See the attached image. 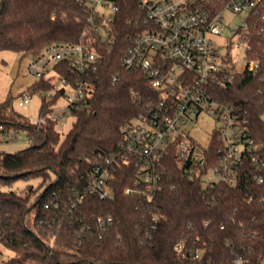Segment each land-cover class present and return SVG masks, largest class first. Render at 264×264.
I'll return each mask as SVG.
<instances>
[{
  "label": "trees",
  "instance_id": "1",
  "mask_svg": "<svg viewBox=\"0 0 264 264\" xmlns=\"http://www.w3.org/2000/svg\"><path fill=\"white\" fill-rule=\"evenodd\" d=\"M116 3L119 11L105 39L94 29L86 0H0V51L35 56L52 43L81 42L98 63L89 74H77L91 82L93 94L72 107L75 119L63 137L57 120L22 121L7 115L8 99L0 103V133L25 129L30 140L16 152L0 151V244L22 256L4 264H264V61L217 89L247 119L257 146L246 154L234 183L205 182L223 155L214 132L206 147L191 141L186 157L178 144L172 146L162 162L160 189L148 193L137 186L132 161L116 168L112 198L89 191L93 168L118 151L122 127L155 94L144 72L122 65L142 12L136 0ZM56 69L75 76L66 62ZM53 89V77L29 87ZM61 93L43 98L41 115ZM33 179L40 182L12 188Z\"/></svg>",
  "mask_w": 264,
  "mask_h": 264
},
{
  "label": "built area",
  "instance_id": "2",
  "mask_svg": "<svg viewBox=\"0 0 264 264\" xmlns=\"http://www.w3.org/2000/svg\"><path fill=\"white\" fill-rule=\"evenodd\" d=\"M136 2L142 14L135 20L142 24L133 29L122 65L130 72H144L155 94L146 102L145 110L122 127L124 137L118 151L93 168L89 191L104 199L112 198L116 168L132 161L136 166L137 186L146 188L148 193L160 189L163 159L175 144L179 145L182 157L188 155L191 141H197L189 127L202 114L215 119L214 132L223 148L222 157L210 168L205 182L234 183L246 154L256 152L257 146L247 119L237 113L234 104L221 98L217 89L234 73L254 71L264 61V0ZM86 4L94 29L109 39L110 24L119 11L116 0H86ZM226 11L244 15L241 24L232 27L226 20ZM253 27L258 28L256 38ZM235 46L245 48L246 62L241 70L235 69L231 53ZM64 62L72 68L74 77L56 69V65ZM97 64L95 52L81 42L45 46L38 55L31 56L28 72L37 80L53 77L54 89H28L18 104L25 106L35 93L50 101L57 90H62L60 97L66 99L70 109L86 103L93 94V86L77 74H89L97 69ZM55 103L49 112L33 122L45 125L50 119L63 120L59 110L64 107ZM253 161H259V157L253 156ZM261 165L264 166V159ZM125 191L130 193L131 188ZM182 246L179 244L177 248Z\"/></svg>",
  "mask_w": 264,
  "mask_h": 264
},
{
  "label": "rangeland",
  "instance_id": "3",
  "mask_svg": "<svg viewBox=\"0 0 264 264\" xmlns=\"http://www.w3.org/2000/svg\"><path fill=\"white\" fill-rule=\"evenodd\" d=\"M226 18L232 27H237L243 21L244 15L236 14L232 11H226ZM231 53L233 61L236 63L235 69H243L246 62L245 48L243 46L232 47ZM30 60V55H23L21 52H16L10 49H3L0 51V103L8 99L10 105L6 110L7 115H14L15 117L21 116L20 118L22 121L38 120L41 116V106L43 102V97L39 93H35L30 102L25 106H20L18 104V99L22 96V93L28 90L30 85L37 81V78L28 72V64ZM56 83L60 84V81L56 79ZM55 104L56 106L64 107L59 110L60 115L64 118L63 120H57L55 126L63 137L71 128L75 115L67 106L64 97L58 98ZM216 127L217 123L212 116L202 114L195 124L190 125L189 129L192 136L202 146L206 147L208 146L211 134ZM7 133L9 134L6 136H4L3 133H0V151L16 152L30 145V140L25 129H19L17 132L14 129H11ZM12 133H15L13 138H11ZM30 182L37 185L40 182V179H33L30 181L20 180L17 181L12 188L22 189ZM0 248L3 249V253L0 255V264H4V261L10 257H19L22 259V256L5 248L1 244ZM13 264L20 263L17 262Z\"/></svg>",
  "mask_w": 264,
  "mask_h": 264
}]
</instances>
